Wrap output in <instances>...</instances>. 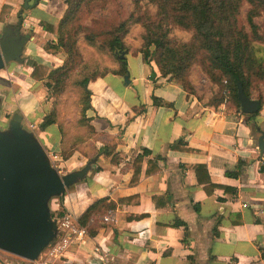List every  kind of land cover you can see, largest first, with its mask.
I'll return each mask as SVG.
<instances>
[{
  "label": "crops",
  "instance_id": "obj_1",
  "mask_svg": "<svg viewBox=\"0 0 264 264\" xmlns=\"http://www.w3.org/2000/svg\"><path fill=\"white\" fill-rule=\"evenodd\" d=\"M5 8L0 32L22 17V34L29 36L23 64L0 70V81L19 88L7 111L32 126L28 132L49 158L66 164L54 156L61 142L57 125L39 130L50 108L43 82L30 78L33 65L51 72L65 60L45 51L56 37L43 27L59 24L65 0H0V16ZM125 58L128 84L107 75L86 87L95 162L62 202L55 199L58 213L70 214L85 234L51 264H264V106L252 119L241 109L201 106L154 62ZM135 173L139 181L130 185ZM99 200L114 208L81 227L78 219ZM47 262L46 250L34 263L0 257V264Z\"/></svg>",
  "mask_w": 264,
  "mask_h": 264
},
{
  "label": "trees",
  "instance_id": "obj_2",
  "mask_svg": "<svg viewBox=\"0 0 264 264\" xmlns=\"http://www.w3.org/2000/svg\"><path fill=\"white\" fill-rule=\"evenodd\" d=\"M129 1L133 13L124 20H93V24L102 22L103 27L100 30L84 26L83 20L99 6L105 11L104 4L110 0H65L67 8L59 24L56 27L46 24L43 26L46 32L56 37V42L47 44L45 51L51 54L63 53L66 60L61 67L51 72L33 65L30 78L34 82H43L55 98L72 82L73 88L77 89L85 102L82 123L90 137H95L96 134L91 126V118L86 117L90 111V93L86 87L91 81L107 75L125 78L128 72L126 58H121L123 53L139 57L141 64L154 62L161 76L169 77L189 97L192 96L186 90L189 70L194 64L201 63L203 67H207L210 77L220 86V92L216 93L211 105L214 108L224 105L239 110L238 86L242 88L244 95L251 99L253 82L264 83V48L261 47L264 43V0ZM245 6L248 10L245 17L241 18ZM150 7L155 8L154 16L145 12ZM142 9H145L144 12H141ZM6 10L7 8L2 10L0 20L5 17ZM133 25H141L144 30V44L134 52L125 41ZM174 29L186 32L189 39L180 42L173 38ZM83 44L94 49L102 60L107 59L111 65L85 64L84 48L81 46ZM258 102L262 107V96L258 98ZM154 104L160 105L161 102L154 99ZM55 111L53 108L44 116L39 130L43 132L51 125L58 126L61 142L59 152L54 156L67 160L75 151V146H64L63 127L58 122ZM256 115L249 118L252 119ZM227 176L236 177L234 174ZM138 181L139 176L135 173L130 185H135ZM58 200L62 202V198ZM113 208L114 205L107 200H99L88 208L78 222L81 227L86 228L92 216H103ZM54 213L51 214L53 219L64 216V213L60 212L55 217ZM90 235L92 236L93 232Z\"/></svg>",
  "mask_w": 264,
  "mask_h": 264
},
{
  "label": "water",
  "instance_id": "obj_3",
  "mask_svg": "<svg viewBox=\"0 0 264 264\" xmlns=\"http://www.w3.org/2000/svg\"><path fill=\"white\" fill-rule=\"evenodd\" d=\"M23 26L20 17L15 26H6L0 32V70L10 63L23 64V50L29 43V36L22 34ZM124 82L129 83L127 76ZM237 96L242 114H258L259 102L246 97L240 86ZM22 122V116L15 114L8 129L0 130V252L34 263L57 238L50 201L63 197L83 181L95 160L79 171L60 176ZM259 149L263 152V137Z\"/></svg>",
  "mask_w": 264,
  "mask_h": 264
},
{
  "label": "rangeland",
  "instance_id": "obj_4",
  "mask_svg": "<svg viewBox=\"0 0 264 264\" xmlns=\"http://www.w3.org/2000/svg\"><path fill=\"white\" fill-rule=\"evenodd\" d=\"M104 10L102 11V6H99L95 10V12L88 14L84 20V26H90L95 30H100L103 27L102 22L100 24H93L92 21H101L102 19H112V21H121L127 18L131 13H133L132 6L129 0H110V2L104 4ZM142 9L141 12H144ZM248 10V7H244L242 9L241 18L245 17V14ZM145 12H149L151 15H155V8L150 7L145 10ZM111 22L110 20H108ZM240 21H242L240 19ZM144 30L141 25H133L130 27L128 35L125 37V41L127 45L130 47L131 51L139 50L144 44ZM172 37L177 39L180 42H186L189 39V35L186 32L179 31L174 29L172 31ZM262 48H264V43L261 44ZM84 48V60L85 64L93 66L96 63L110 66L111 62L107 59L102 60L101 57L95 52L94 49L86 47L85 44L81 45ZM61 54V53H60ZM63 54V53H62ZM64 55V54H63ZM123 56L126 57L127 54L123 53ZM65 56V55H64ZM264 58V54L262 55ZM66 60V56H65ZM64 60V61H65ZM64 63V62H63ZM9 65H7L8 67ZM206 69V70H205ZM2 75V72H0ZM3 80V79H1ZM15 82L12 78L11 82ZM0 81V130L6 131L8 129L9 121L12 118L13 114L8 112V105L6 101L13 100L12 93L18 92V86L14 83H9L8 81ZM188 83V94H192V98H194L197 103L204 107H211L214 103L213 99H215L216 93L220 92V86L210 77L207 67H203L201 63L194 64L187 76ZM42 87V86H41ZM44 87V88H43ZM43 90L45 91V97L43 103L49 105L50 111L54 108L56 109L58 122L61 123L64 131V146L73 147L75 146V151H73L71 157L65 160L68 164L60 163L58 164L55 160L54 163L58 165L59 169L56 170V165L51 162L52 166L58 172L60 176H66L72 172L78 171L83 168L88 161H90V157L95 154V142L94 137L88 135L87 128L82 123V118L84 117L83 109L85 108L84 100L81 98V94L77 91V89L73 88L72 82L63 90V92L58 96V98L53 97V95L48 91L44 84ZM14 91H13V90ZM37 90L30 89V93L36 92ZM25 92V91H24ZM251 95L253 100L258 101V98L262 96L264 106V83L262 82H253ZM213 102V103H212ZM216 103V102H215ZM8 113V115H7ZM48 113V114H49ZM89 117L86 114V117ZM58 127V126H57ZM59 129V128H58ZM26 130V129H25ZM27 131V130H26ZM61 135V134H60ZM78 153V155H76ZM74 157V158H72ZM84 159V160H83ZM87 159V161L85 160ZM86 161V162H85ZM57 203L55 199L51 200L49 203V208L51 214L53 212L54 216L57 217L59 214L57 211ZM64 212V216H65ZM63 216V217H64ZM53 219V218H52ZM54 220V219H53ZM10 256L5 253L0 252V257Z\"/></svg>",
  "mask_w": 264,
  "mask_h": 264
},
{
  "label": "built area",
  "instance_id": "obj_5",
  "mask_svg": "<svg viewBox=\"0 0 264 264\" xmlns=\"http://www.w3.org/2000/svg\"><path fill=\"white\" fill-rule=\"evenodd\" d=\"M23 127L27 131L32 130L31 125H28L27 128L25 126ZM54 159H51L52 163H54ZM54 220L57 222L58 234L54 242L46 249L49 262L45 264H51L52 262L65 258V254L73 245L78 243L80 237L85 234V231L77 226L73 217L68 213H66L64 217Z\"/></svg>",
  "mask_w": 264,
  "mask_h": 264
}]
</instances>
